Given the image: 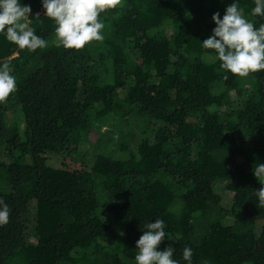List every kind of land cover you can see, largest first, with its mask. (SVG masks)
Listing matches in <instances>:
<instances>
[{
	"label": "trees",
	"instance_id": "trees-1",
	"mask_svg": "<svg viewBox=\"0 0 264 264\" xmlns=\"http://www.w3.org/2000/svg\"><path fill=\"white\" fill-rule=\"evenodd\" d=\"M20 2L47 47L20 50L0 33V68L8 62L16 79L5 103L23 120L7 125L0 104V200L10 210L0 264H128L120 254L136 251L156 219L166 233L158 250L171 244L178 264H264L253 175L264 164V70L235 77L202 45L234 0H122L100 15L103 40L81 51L56 46L42 0ZM236 3L264 24L251 14L255 0ZM84 146L90 166L70 169L64 156ZM31 202L35 243L25 238Z\"/></svg>",
	"mask_w": 264,
	"mask_h": 264
},
{
	"label": "clouds",
	"instance_id": "clouds-1",
	"mask_svg": "<svg viewBox=\"0 0 264 264\" xmlns=\"http://www.w3.org/2000/svg\"><path fill=\"white\" fill-rule=\"evenodd\" d=\"M120 6L122 0H42L45 16L56 25V46L75 51L83 50L93 41H102L104 24L99 19L100 15ZM31 12V7L22 6L20 0H0V33H4L7 41L20 50L35 52L47 47V41L30 27ZM251 14L264 16V0H255ZM212 20L216 27L202 45L205 49L214 50L222 71L247 78L264 70V24L255 28L245 18L236 0L226 8L222 19L217 12ZM10 72L9 63L5 62L0 68V104L7 102L16 91V79ZM224 79L227 80L228 76L225 75ZM253 175L261 184L256 191L257 206L264 208V164L256 166ZM9 213L7 204L0 200V226L9 222ZM145 229L136 243L135 264H178L173 259L174 248L171 244L162 251L158 250L166 237L164 222L156 219L155 223H147ZM192 255L191 248L185 247L183 259L190 262Z\"/></svg>",
	"mask_w": 264,
	"mask_h": 264
},
{
	"label": "rangeland",
	"instance_id": "rangeland-1",
	"mask_svg": "<svg viewBox=\"0 0 264 264\" xmlns=\"http://www.w3.org/2000/svg\"><path fill=\"white\" fill-rule=\"evenodd\" d=\"M5 107V123L7 125L16 123V126L19 129H22L23 126V120H22V115L20 111L18 114L14 112V108L10 107L7 103H3ZM13 109V110H12ZM112 127H114L116 130L126 132V128L123 124H117L116 121H112ZM119 125V126H118ZM138 139H135L133 144H136ZM89 151L90 149L87 146L79 148L76 153L73 154H66L64 156V164L67 165L70 169H83V168H88L90 166V160H89ZM97 151L100 153H106L107 155L109 154L108 151L105 150V147H100ZM0 161L7 163L8 159L6 157V154L1 150L0 152ZM62 163V157L60 156H49L47 159V164L51 167L55 168H60ZM224 187V182L223 181H217L215 183V189L216 191L220 194L221 196V205L225 208L228 209L230 207V197L224 193L223 191ZM102 212V211H101ZM239 213L238 212H233L230 213V215L227 217L225 222L230 225L234 220H236V217ZM102 217L103 219H108L106 216L105 212H102ZM259 223H264V221H259ZM34 229H35V219H34V203L31 202L30 204V212L27 216L26 219V242L27 243H35L34 239ZM169 241H173L172 239H169ZM125 252L128 253V255L125 256ZM130 254V255H129ZM135 255L136 251L131 250L127 247L124 248L123 252L120 254L121 259L130 264L129 262L133 261L135 262ZM129 258V260H128ZM129 262H128V261Z\"/></svg>",
	"mask_w": 264,
	"mask_h": 264
},
{
	"label": "built area",
	"instance_id": "built-area-1",
	"mask_svg": "<svg viewBox=\"0 0 264 264\" xmlns=\"http://www.w3.org/2000/svg\"><path fill=\"white\" fill-rule=\"evenodd\" d=\"M39 13L45 15V10H44L43 8H41V9L39 10Z\"/></svg>",
	"mask_w": 264,
	"mask_h": 264
}]
</instances>
